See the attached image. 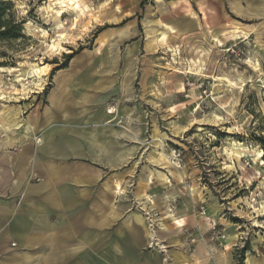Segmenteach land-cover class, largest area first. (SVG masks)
<instances>
[{
	"label": "rangeland",
	"instance_id": "obj_1",
	"mask_svg": "<svg viewBox=\"0 0 264 264\" xmlns=\"http://www.w3.org/2000/svg\"><path fill=\"white\" fill-rule=\"evenodd\" d=\"M6 1L23 22V36L0 41V67L18 69L0 71V125L5 113L22 121L17 132L24 131L31 108L46 104L53 75L80 69V78L92 80L85 101L110 108L116 128L130 135L133 207L150 230L154 220L164 247L149 246L180 248L181 228L194 245L209 227L210 244L224 250L230 229L235 238L227 256L236 264H264V13L250 20L228 10L225 27L213 29L195 26L172 0H80L57 27L49 0ZM127 26L111 45L99 42ZM33 64L47 65L46 74L28 78ZM236 148L240 158L232 154Z\"/></svg>",
	"mask_w": 264,
	"mask_h": 264
},
{
	"label": "crops",
	"instance_id": "obj_2",
	"mask_svg": "<svg viewBox=\"0 0 264 264\" xmlns=\"http://www.w3.org/2000/svg\"><path fill=\"white\" fill-rule=\"evenodd\" d=\"M171 2L203 28L225 27L228 10L250 20L264 13V0ZM81 76L59 70L25 130L0 135V264H236L227 256L230 229L224 250L210 244L209 227L194 245L181 228L180 248L149 246L150 228L129 192L130 135L108 107L85 101L92 80Z\"/></svg>",
	"mask_w": 264,
	"mask_h": 264
},
{
	"label": "bare ground",
	"instance_id": "obj_3",
	"mask_svg": "<svg viewBox=\"0 0 264 264\" xmlns=\"http://www.w3.org/2000/svg\"><path fill=\"white\" fill-rule=\"evenodd\" d=\"M80 0H49V5L46 7V8H49V11L50 10H54L56 12V16L55 18H57V27H62L63 26V21L61 19V17H63V15L66 13L67 9L66 8H70V9H79L80 8V4H79ZM48 3V2H47ZM43 8V7H42ZM56 9V10H55ZM47 10V9H46ZM52 13L50 12V15ZM79 22V18L78 16L75 17L74 19V27L77 26V23ZM145 23L148 27H152V23L150 20H145ZM130 29V27H125L123 28L122 30H119L117 33H111V32H105L101 35L100 39H99V42L101 44H104V43H110L111 45V42H113V40L116 39V36L117 35H123V34H126L128 33V30ZM151 31V28L149 29ZM41 31L43 32V36L44 35H49L48 34V31L46 29H41ZM59 38L57 39H54L53 40V44L52 47H54L56 49V47H58L59 49V46H61V40L65 37V34L64 33H61L59 35H57ZM51 47V46H50ZM63 47V46H62ZM63 49V48H62ZM96 50V49H95ZM100 51V50H99ZM29 67V66H28ZM46 68H47V65H44V66H39L38 64H33L30 66V68L28 70L25 71V75L29 77H41L43 76L44 74H46ZM0 71H3V72H15V71H18L17 68L15 67H0ZM24 76V75H22ZM23 79V78H22ZM20 80V79H19ZM21 82V81H20ZM0 96L1 98L4 97L2 95V93H0ZM116 111V110H115ZM109 112H112V110L109 108ZM5 114V113H4ZM2 115L3 118H1L3 120V123L0 125V129L2 128H5L8 132H17L19 129H21L24 125V123L22 121H18V120H11L10 118H8L6 115ZM5 130V131H6ZM7 140V139H6ZM5 140V141H6ZM40 140V139H39ZM4 141V142H5ZM3 142V143H4ZM8 142V140H7ZM6 142V143H7ZM263 153L262 150H260L258 152V155L261 156ZM160 154L162 155V157H166V153L164 151H161ZM232 154H234V156H236L237 158H240L241 155H242V151L238 150V148L234 149V151L232 152ZM144 200V199H143ZM147 202V201H144V203ZM143 203V202H142ZM148 204V203H147ZM263 209H264V206H263ZM162 224V223H161ZM151 230H150V235H149V239H150V244L151 245H155V244H160V242H158V238H157V234H156V231L154 229L155 227V222L154 220L151 221ZM165 228V227H164ZM160 241V240H159ZM161 245V244H160ZM158 246V245H157ZM161 248H163L164 246L161 245L160 246ZM249 259V258H248Z\"/></svg>",
	"mask_w": 264,
	"mask_h": 264
},
{
	"label": "trees",
	"instance_id": "obj_4",
	"mask_svg": "<svg viewBox=\"0 0 264 264\" xmlns=\"http://www.w3.org/2000/svg\"><path fill=\"white\" fill-rule=\"evenodd\" d=\"M22 21L17 17L13 10V5L10 1L0 0V41H13L21 38ZM108 25L101 27L98 32H101ZM69 57H71L69 55ZM64 64L61 68H64ZM259 141L264 145V138H259Z\"/></svg>",
	"mask_w": 264,
	"mask_h": 264
},
{
	"label": "built area",
	"instance_id": "obj_5",
	"mask_svg": "<svg viewBox=\"0 0 264 264\" xmlns=\"http://www.w3.org/2000/svg\"><path fill=\"white\" fill-rule=\"evenodd\" d=\"M7 79L9 80V79H10V77L8 76V77H7ZM39 141H40V140H39V139H37V142H39ZM212 230H216V225H213V226H212Z\"/></svg>",
	"mask_w": 264,
	"mask_h": 264
}]
</instances>
